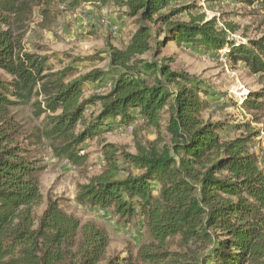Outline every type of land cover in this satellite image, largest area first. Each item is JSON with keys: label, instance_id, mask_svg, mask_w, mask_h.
<instances>
[{"label": "trees", "instance_id": "trees-1", "mask_svg": "<svg viewBox=\"0 0 264 264\" xmlns=\"http://www.w3.org/2000/svg\"><path fill=\"white\" fill-rule=\"evenodd\" d=\"M245 1L264 12V0ZM91 2L0 0V264H264V168L254 152L261 131L252 126L264 117V91L244 100L252 121L205 120L210 103L201 83L174 71L172 59H157L170 41L206 52L227 49L232 64L264 82V33L243 43L236 27L193 13L194 5L127 0L125 16L137 29L124 48L107 44L109 70L78 77L77 59L56 69L46 55L28 50L36 11L50 26L62 6ZM88 83L110 87L85 97ZM22 106L43 118L31 133L14 113ZM92 108L98 111L88 115ZM137 120L158 137L138 142L136 153L103 145L102 172L80 184L75 197L77 205L127 224L141 217L145 239L137 252L108 257L111 235L99 222H84L52 197L37 214L45 203V167L33 150L47 142L59 159L84 166L87 143Z\"/></svg>", "mask_w": 264, "mask_h": 264}, {"label": "rangeland", "instance_id": "rangeland-1", "mask_svg": "<svg viewBox=\"0 0 264 264\" xmlns=\"http://www.w3.org/2000/svg\"><path fill=\"white\" fill-rule=\"evenodd\" d=\"M127 0H92L89 4L70 8H59L60 15L53 25L48 26L36 11L26 35L28 50L48 57V64L56 69L69 66L72 60L77 59L76 67L80 71L78 77H82L94 69L107 71L110 69L107 49L108 43L117 48H124L129 36L137 29L136 20L125 16L126 8L123 3ZM194 5L195 14L204 13L208 19L216 17L219 26L227 28L231 24L237 28L235 39L247 43L249 39H258L264 33V12L257 5L250 6L245 0H178L177 6ZM178 19L187 20L186 15ZM114 27L118 31L113 30ZM160 26H156L159 28ZM164 36L159 35L163 42ZM227 50V49H225ZM172 59L171 67L174 71L185 72L201 83L207 96L203 98L209 101L210 108L204 113L205 120L212 122H224L229 126L252 121V115L245 116L238 104L241 95L250 92L260 93L264 91V82L258 77L251 76L242 65H234L230 60L223 61L217 53L206 52L203 48L195 46H177L170 41L162 54L157 58ZM151 59V56H146ZM100 84L88 83L85 97L93 93H106L108 89L99 88ZM92 111L98 109H91ZM17 119L26 133H31L40 127L43 118L34 116L31 106H22L14 110ZM168 115L163 113L162 123L165 127ZM252 126L261 131L257 138L254 152L258 154L261 166L264 168V117L260 123ZM166 142L169 137L162 129ZM227 135V134H226ZM239 132L228 133V137L239 136ZM158 137L154 128H149L143 121L137 120L129 128H117L104 133L100 138L87 143V164L75 167L65 160L54 155L50 145H43L34 151V155L45 167L41 175L42 191L45 203L37 209L41 215L45 209L49 197L59 198L65 210L84 222L95 220L103 225L111 235V245L108 257L114 253L126 255L127 252L136 253L144 242L145 229L141 217H136L129 224L108 212L103 215L99 210H89L75 203V197L80 184L87 183L91 178L100 174L103 168L102 147L106 143H114L124 147L131 153H136L138 142L146 144ZM155 190H157L155 188ZM113 216L114 221L109 218Z\"/></svg>", "mask_w": 264, "mask_h": 264}, {"label": "built area", "instance_id": "built-area-1", "mask_svg": "<svg viewBox=\"0 0 264 264\" xmlns=\"http://www.w3.org/2000/svg\"><path fill=\"white\" fill-rule=\"evenodd\" d=\"M113 30H114L115 32H117V31H118V28H117V27H114ZM217 56H219V57L221 58V60H223V61L229 60L228 57H227V50H225V49L220 50V51L217 53ZM109 87H110V84L108 85L107 88H109ZM107 88H105V89H107ZM246 97H247V95H245V96H244V95H241V96H240V101H239V103H237V104H238L239 108L244 112V115L248 117L249 114H248V113L245 111V109L243 108L244 100H245ZM82 153H83V152H82ZM99 212H100L101 214H103V215H109L108 212H106V211L99 210ZM109 218L112 219V221H114L113 216L110 215Z\"/></svg>", "mask_w": 264, "mask_h": 264}, {"label": "crops", "instance_id": "crops-1", "mask_svg": "<svg viewBox=\"0 0 264 264\" xmlns=\"http://www.w3.org/2000/svg\"><path fill=\"white\" fill-rule=\"evenodd\" d=\"M129 40V39H128ZM77 195V194H76Z\"/></svg>", "mask_w": 264, "mask_h": 264}]
</instances>
